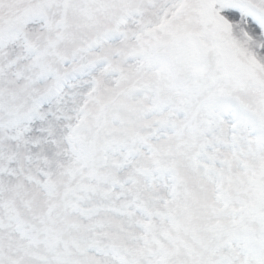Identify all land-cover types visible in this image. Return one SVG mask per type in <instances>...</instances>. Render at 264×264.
<instances>
[{
  "label": "snow or ice",
  "instance_id": "6c2138e0",
  "mask_svg": "<svg viewBox=\"0 0 264 264\" xmlns=\"http://www.w3.org/2000/svg\"><path fill=\"white\" fill-rule=\"evenodd\" d=\"M0 264H264V0H0Z\"/></svg>",
  "mask_w": 264,
  "mask_h": 264
}]
</instances>
